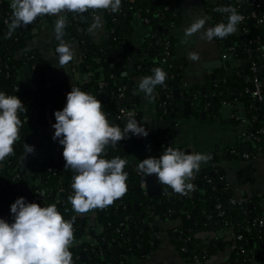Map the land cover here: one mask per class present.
I'll return each mask as SVG.
<instances>
[{
  "label": "trees",
  "instance_id": "1",
  "mask_svg": "<svg viewBox=\"0 0 264 264\" xmlns=\"http://www.w3.org/2000/svg\"><path fill=\"white\" fill-rule=\"evenodd\" d=\"M11 2L12 0H0V92L7 96L16 95L25 105L26 111L18 113L22 127L20 139L13 145L15 154L6 157L0 167V218L9 223L14 222L10 206L19 197H24L29 203H32V198H39L36 203L41 207L55 204L63 218L73 224L74 241H77L69 248L73 264H131L130 256H144L156 250L162 229L157 224L149 226L152 222L151 215L160 216L163 220H180V224L167 233L177 254L186 264H191L195 258L205 264L218 252L224 251H228V254L221 264H264V223L262 226L257 223L253 226L254 221L264 219V195H254L246 202L235 199L220 169L213 170L212 167L201 164L199 172L190 181L198 189L194 195L187 197L176 193L173 202H170L166 194L149 198L138 186V176L126 164V194L105 209L95 210L94 224L100 225L102 230L91 236L92 242H86L84 237L91 234L94 225H89L86 213L79 214L73 210L69 199L74 195L71 184L77 173L71 168H64L62 153L56 161L41 164L35 159L37 151L43 147L44 131L47 129L44 111L49 110L55 123L54 113L64 108L66 96L72 86L100 100L110 125L119 126L123 130L127 120L122 122L117 117L116 109H136L138 96L135 91L139 88L137 79L152 76L153 69L158 67L167 73V77L164 85H157L154 89L158 95L156 114L166 126L147 137L135 138L132 135L131 141L148 147L150 157L159 158L168 147L187 154L174 145L171 135L178 121L187 117L182 109L185 98L179 96L177 100H173V91L177 90L180 94L183 90L181 85L185 62L176 58L175 42L169 34L183 22L180 1L121 0V9L116 13L103 9H90L79 15L64 13L67 27L64 29L63 39L77 44L80 51L78 69L87 74L88 78L75 84L63 81L56 87H48V64L36 49L29 47L40 26L52 22L55 15L37 17L32 24L16 28L9 38L8 26L13 18ZM249 2L250 0H241L239 4L236 0H215L214 5L208 7L211 27L228 23L229 13L217 12L215 9L231 6L238 13L249 14L254 9ZM258 2L260 6L257 12L264 14V0ZM97 14L103 15L109 32L108 41L103 44L94 43L90 39V26ZM136 16L147 21L149 32L143 46L138 49V60L133 64L132 71L124 74L126 55L133 50L130 41L131 23ZM244 23L237 25V32L234 34L224 39H213L220 54L222 50L233 47L231 60L219 70L221 77L215 76L204 91L201 88L183 90L182 94H186V99L192 102L191 115L198 117L203 113L205 118L220 119V102L225 100L233 107V113H238V106L241 107L242 113L254 128L264 127V103L259 104L262 110L259 113L253 109L256 104L250 93L246 92L252 88L248 80V62L261 54L258 48L264 45V18L259 23L251 18ZM243 28L248 31L246 37L241 35ZM252 38L258 39V42L249 44L248 41ZM122 61L124 64H121ZM259 62V77L264 80V60ZM243 63H247L244 72L240 66ZM236 65L238 66L235 67ZM24 66L29 68L33 77L31 89L25 88L19 78ZM123 88V94L133 98V104L116 106L115 102ZM167 95L169 98H166ZM230 122L234 123V120L231 119ZM25 144L34 146V153L27 155ZM259 152H264V136L259 142L249 144L250 159ZM244 153V145L240 143L236 148L227 150V155L223 152V155L225 159L240 160ZM117 157L127 161L128 152L124 145L119 147L109 144L101 158L111 160ZM48 168L50 169L47 170ZM27 172L31 174L30 181L25 178ZM15 175L17 178H14ZM163 187L165 192L170 189L164 184ZM226 187L228 188L225 190ZM135 203L140 210H136ZM161 204H165L163 213L159 208ZM168 210L172 211L170 216ZM210 232L215 236L208 241L200 237V234ZM238 235L242 238L238 239ZM112 245L119 248L116 257L109 251Z\"/></svg>",
  "mask_w": 264,
  "mask_h": 264
},
{
  "label": "clouds",
  "instance_id": "2",
  "mask_svg": "<svg viewBox=\"0 0 264 264\" xmlns=\"http://www.w3.org/2000/svg\"><path fill=\"white\" fill-rule=\"evenodd\" d=\"M12 20L8 26V37L18 27L32 24L37 17L55 15V38L59 41L55 52L58 67L64 68L74 60L75 49L63 39L67 21L64 13L83 14L92 10H109L113 13L121 9V0H12ZM217 12L229 13L228 23H219L205 28L206 17H198L185 29V38L199 34L201 39L212 41L224 39L237 32V25L244 17L235 8L221 7ZM190 59L198 60L197 53H190ZM167 73L161 68L153 69L152 76L139 82V90L152 98L157 85H164ZM103 105L93 95L72 86L66 96V105L54 113L55 129L52 139L63 146L64 168H71L77 175L71 187L74 195L69 197L73 210L84 214L95 209H105L127 192V161L121 158L106 160L101 158L106 146H117L128 134L147 137L149 135L141 122L131 115L123 130L110 125ZM26 107L16 96L0 92V162L14 155L13 145L20 139L22 121L18 113ZM25 152L34 153V146L25 144ZM211 159L208 154H186L179 149L166 148L157 159L146 158L138 164V170L148 175L155 174L161 184L167 185L175 193L187 196L195 190L190 181L199 172L201 164ZM14 222L0 218V264H73L69 248L74 243L71 221H66L55 204L41 207L37 203L26 202L19 197L10 206Z\"/></svg>",
  "mask_w": 264,
  "mask_h": 264
},
{
  "label": "crops",
  "instance_id": "3",
  "mask_svg": "<svg viewBox=\"0 0 264 264\" xmlns=\"http://www.w3.org/2000/svg\"><path fill=\"white\" fill-rule=\"evenodd\" d=\"M179 1L182 7L183 22L181 25L173 28L169 34L175 42L174 52L176 58L183 59L185 62L181 88L183 90L201 88L204 91L215 76L221 77L219 74L221 68V64L219 63L220 49L214 40L209 42L201 39L199 34L185 38V29L198 17H206L207 22L205 28L211 27V17L208 7L214 5L215 0ZM56 21L57 16H55L52 22L42 24L29 43V47L36 49L48 64V87H56L63 81H68L71 84L85 81L88 75L81 73L78 69L80 51L76 43L68 42L64 39L66 43H69L75 49V57L63 69L58 67V54H56L55 49L59 45V41L55 38L54 34ZM131 25L132 35L130 41L133 45V50L127 53L126 63L124 64V61L121 62V64H124V74L132 71L133 64L138 60V49L143 46L149 32L145 21L139 16L135 17ZM108 38L109 32L103 15H95L90 26L91 41L97 44H103L108 41ZM193 52L198 54V60L190 59V53ZM19 78L25 88H32L33 77L27 66H24L20 70ZM140 80L142 79H137V82H140ZM183 90L182 93L184 92ZM182 93L179 94L180 97ZM135 95L138 96V105L135 109L137 121L142 123V126L145 127L149 135H154L159 129L165 128L166 124L161 123L156 114L157 93L153 91L152 98H148L138 88L135 91ZM232 114L233 110L231 109V114L226 120L222 119L221 115L220 119H209L205 117L202 119L200 116L186 115L187 117L178 121L177 125L172 129L171 135L174 145L186 151L187 154L201 153L210 155L211 159L202 165L210 166L213 170L220 169L224 174L225 181L232 189L234 198L246 202L254 195H264V152H259L252 159L248 160L242 157L240 160L225 159L223 152L227 155V150L236 148L240 143L244 145V150L247 149L249 151V143L242 136L244 130L238 124L230 122ZM238 114L242 115V109L239 106ZM162 124L164 125L162 126ZM46 128L44 131L43 147L37 151L35 156V159L40 161L41 164L48 161H56L63 152V146L59 144L58 140L54 141L52 139L55 129L53 127ZM132 135V133H129V138L119 141L117 145L119 147L124 145L127 148V164L135 172V168L140 161L150 157V150L145 145L134 144L131 141ZM248 151L245 152L248 153ZM233 153H235L234 150ZM1 165L2 162H0V167ZM30 177V172H27L25 174L26 180L30 181ZM161 190V196L166 194V197H173V199L176 196V193L171 188H168L165 192L163 184H161ZM137 207L139 208V206ZM95 210L85 214L88 218L89 225H96L94 224L93 215ZM151 218L152 222L149 223V226L157 224L162 229L159 235V246L156 250L148 252L144 256H130V263L155 264L154 262L157 261L156 264H186L183 258L177 254L176 247L171 243L167 233L176 228L180 224V220L174 221V219L170 220L168 218H164L165 220H163L160 219V216L154 215H151ZM96 229L99 230V228ZM214 236L211 232L200 234V237L206 241ZM84 241L91 242V234L85 236ZM227 254L228 251L218 252L205 264H221L227 258ZM248 264L256 263L251 262Z\"/></svg>",
  "mask_w": 264,
  "mask_h": 264
},
{
  "label": "built area",
  "instance_id": "4",
  "mask_svg": "<svg viewBox=\"0 0 264 264\" xmlns=\"http://www.w3.org/2000/svg\"><path fill=\"white\" fill-rule=\"evenodd\" d=\"M132 1V0H130ZM237 3L240 4L241 0H236ZM250 6H253L254 9H252V11L249 12V14H244V13H239L240 15H242L244 17V20L241 22L242 24H245V20L251 18V19H255L257 20V22H261L264 18V14H259L257 12V9L259 8V2L258 0H250L249 2ZM147 21H145L146 23ZM241 35L243 37L248 36V31L243 28ZM249 44H253L254 42H258V39H249ZM258 50L261 52V54L256 55L255 60L254 59H250L248 62V71H249V82L252 84V88L251 89H247L246 92H249L253 101L256 104V107H253V109L257 110L259 113L262 111L259 104L260 103H264V80L261 79L259 77V71L261 70V65L260 62L262 59L264 60V45H262L261 48H258ZM223 52L220 54V60L219 63L221 64V67L227 63L229 60H231V54L233 52V47H228L224 50H222ZM168 54V53H166ZM238 65H236L235 67H237ZM240 66H242V64H240ZM123 89H121V93L119 95L120 97H124L125 95L123 94ZM65 94V92H64ZM166 98H169V95L166 96ZM163 106L165 105V102H163L162 104ZM220 105H230L228 102H226L225 100H222L220 102ZM231 106V105H230ZM233 107L231 106V109ZM117 111V117L121 120V121H126L129 119L130 115L132 118L136 117V110L133 108H128V107H118L116 109ZM263 118H264V113L262 114ZM44 120L46 122V127H52V125L54 124V118L51 116L49 110H45L44 111ZM231 119L234 120V123L238 124L240 126V128H242L243 131V138L248 141L249 144H254L257 143L261 140L262 136H264V127H259V128H254L252 126V123L249 119H247L245 117V115L242 113V115L238 114V113H233L231 115ZM251 119L255 120V117H252ZM243 159H250V156L248 155V153H244L241 156ZM158 159V158H157ZM50 168H48L47 170H49ZM135 174L141 179V188L144 191V181H143V175L145 173L141 172L138 170V166L135 168ZM14 178H17V175H15ZM204 179H206L204 177ZM193 180V179H192ZM207 182H210V180H207ZM228 187L225 188V190ZM197 187H195V190L193 192L188 193V197L191 195H194V192L197 191ZM39 198H32L31 202L36 203L37 201H39ZM231 201L234 202L233 199H231ZM217 208H219V205L217 206ZM168 215L170 216L172 214L171 210H168ZM153 214V213H152ZM255 223H257L259 226H262L264 223V219L261 218L258 221H254L253 222V226L255 225ZM96 228H99L96 229ZM101 226L100 225H95L92 227V232H94V234H99L101 232ZM238 239H241L242 236L238 235L237 236ZM77 241H74L73 245L76 244ZM92 242V241H91ZM184 250V249H183ZM191 264H202L198 259H194V261Z\"/></svg>",
  "mask_w": 264,
  "mask_h": 264
},
{
  "label": "water",
  "instance_id": "5",
  "mask_svg": "<svg viewBox=\"0 0 264 264\" xmlns=\"http://www.w3.org/2000/svg\"><path fill=\"white\" fill-rule=\"evenodd\" d=\"M247 66V63H243L242 64V70L243 72L245 71ZM173 100H177L179 98V93L178 91H173ZM182 97H184V101L182 102V109H183V113L184 115H191L192 111H191V106H192V102L189 101L188 99H186V94H182ZM213 102H216L215 99H213ZM116 106H129L131 104H133V98L131 97H120L116 100L115 102ZM174 104V102L172 103ZM220 114L222 119L226 120L229 118V115L231 114V106L230 105H221L220 106ZM137 120V117H134ZM200 118H204V114L200 113ZM165 124V123H164ZM162 124V126L164 125ZM245 151L247 152L248 150L245 149ZM143 181H144V190L146 195L149 198H155V197H160L162 194V190H161V183L158 181L157 177L155 174L152 175H148V174H144L143 175ZM138 186L141 187V179L138 177V182H137ZM170 202H173V197L169 198ZM134 207H136V210H139V208L137 207L136 204H134ZM160 211L163 213L164 209H165V204H161L159 206ZM143 215V214H141ZM91 236H94V232H91ZM109 251L111 252L113 257H116L119 254V248L118 246L112 245L109 247ZM142 255H144V251L142 250Z\"/></svg>",
  "mask_w": 264,
  "mask_h": 264
},
{
  "label": "rangeland",
  "instance_id": "6",
  "mask_svg": "<svg viewBox=\"0 0 264 264\" xmlns=\"http://www.w3.org/2000/svg\"><path fill=\"white\" fill-rule=\"evenodd\" d=\"M157 262V261H156ZM156 262H154L156 264ZM159 262V261H158Z\"/></svg>",
  "mask_w": 264,
  "mask_h": 264
},
{
  "label": "flooded vegetation",
  "instance_id": "7",
  "mask_svg": "<svg viewBox=\"0 0 264 264\" xmlns=\"http://www.w3.org/2000/svg\"><path fill=\"white\" fill-rule=\"evenodd\" d=\"M170 198V197H169Z\"/></svg>",
  "mask_w": 264,
  "mask_h": 264
}]
</instances>
